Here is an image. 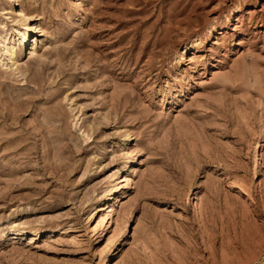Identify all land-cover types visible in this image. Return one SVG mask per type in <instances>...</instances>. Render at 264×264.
I'll return each instance as SVG.
<instances>
[{"label":"rangeland","instance_id":"obj_1","mask_svg":"<svg viewBox=\"0 0 264 264\" xmlns=\"http://www.w3.org/2000/svg\"><path fill=\"white\" fill-rule=\"evenodd\" d=\"M0 264H264V0H0Z\"/></svg>","mask_w":264,"mask_h":264},{"label":"bare ground","instance_id":"obj_2","mask_svg":"<svg viewBox=\"0 0 264 264\" xmlns=\"http://www.w3.org/2000/svg\"><path fill=\"white\" fill-rule=\"evenodd\" d=\"M8 1H10V4L13 5V0H12V1H11V0H8ZM15 5H16V4H15ZM17 5H18V4H17ZM14 12H15V17L18 18L17 21H20V23L23 24V25L25 26V30L22 31V36H21V39H20V40H21L20 42H21V44H22V46H23V45H25V44L27 43L28 37H29V35H30L31 33H33L35 27H33L32 24L28 23L29 17L27 16V13H26L25 9H24L22 6H20L18 9H15ZM17 18H16V19H17ZM33 45H34V44H33ZM8 52H10V53H8V54H10L11 59H13V57H14V52H11L10 50H9ZM182 55H183V54H182ZM182 57H183V56H182ZM11 61H12V60H11ZM12 62H14V60H13ZM13 64H14V63H13ZM256 164H257V163H256Z\"/></svg>","mask_w":264,"mask_h":264}]
</instances>
